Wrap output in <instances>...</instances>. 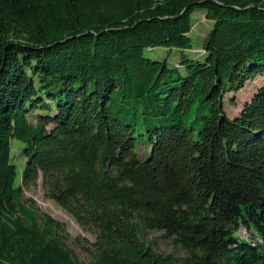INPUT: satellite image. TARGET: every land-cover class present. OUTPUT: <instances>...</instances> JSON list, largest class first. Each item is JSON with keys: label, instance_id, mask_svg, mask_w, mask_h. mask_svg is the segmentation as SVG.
<instances>
[{"label": "trees", "instance_id": "16d2710c", "mask_svg": "<svg viewBox=\"0 0 264 264\" xmlns=\"http://www.w3.org/2000/svg\"><path fill=\"white\" fill-rule=\"evenodd\" d=\"M195 9L211 21L198 57ZM156 47L178 65L145 56ZM262 74L264 0H0V264H81L65 225L23 200L40 175L94 234L87 264H264V83L223 109Z\"/></svg>", "mask_w": 264, "mask_h": 264}, {"label": "rangeland", "instance_id": "374dc122", "mask_svg": "<svg viewBox=\"0 0 264 264\" xmlns=\"http://www.w3.org/2000/svg\"><path fill=\"white\" fill-rule=\"evenodd\" d=\"M190 20L192 25L189 36L192 42V48L190 50H185L184 53L188 56L198 57L201 39L206 34V31L210 28L211 21L205 20L203 11L198 9H195L190 14ZM144 54L145 56L152 59L167 58L170 64L178 65L179 62L178 51L173 49L168 51V49L165 47H156L153 49H149L146 50ZM263 83L264 74L255 75L249 80L245 81L242 87L237 91L226 92L223 96V109L225 111V114L228 117L236 115L243 102L248 101L252 92ZM37 113H39V110L32 112L26 117L27 121L32 126H35L37 124ZM49 127L50 124L46 125V128ZM10 145L12 157L11 159L17 166L20 175V172L23 169L26 161V158L22 152L24 143L17 139H12ZM136 150L138 156L140 158H143L144 154L148 153L149 149H147V147H145L143 144H138ZM17 183H20V176L17 180ZM28 198L32 199L34 208L36 210H38L39 212L47 213L48 215L65 225V228L69 234V238L66 242L67 247L71 250V252L81 264H87V262L89 261V257L85 253L82 244H86L84 239L93 241L95 238L94 234L80 227L70 214H68L53 200L46 197L45 190L42 186L41 175L37 179L36 185L23 188V200ZM236 235L239 238H243L246 240H248L249 238L247 232L241 227L237 230ZM145 242L149 243V246L156 251H160L166 254H183V250L178 246H174L172 244L171 237L165 235L162 230H149L147 232Z\"/></svg>", "mask_w": 264, "mask_h": 264}]
</instances>
